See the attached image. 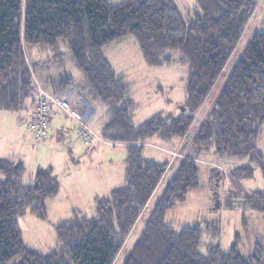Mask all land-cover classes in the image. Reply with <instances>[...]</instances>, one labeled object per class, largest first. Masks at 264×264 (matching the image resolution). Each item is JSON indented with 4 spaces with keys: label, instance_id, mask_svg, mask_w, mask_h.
<instances>
[{
    "label": "trees",
    "instance_id": "trees-1",
    "mask_svg": "<svg viewBox=\"0 0 264 264\" xmlns=\"http://www.w3.org/2000/svg\"><path fill=\"white\" fill-rule=\"evenodd\" d=\"M257 6V0H197L191 11L183 12L175 0L117 4L108 0H0V110H19L35 95L31 100L34 112L40 91L55 96L35 85L25 47L57 50L64 40L83 73L82 93L107 107L103 137L127 146L124 184L97 200L93 216L76 210L73 217L59 221L55 228L60 248L48 253L24 241L19 218L32 213L47 220V201L59 194L60 181L49 166L38 168L32 183H23L24 164L0 157V174L5 176L0 180V264H117L142 216L145 227L121 264H264L258 249L264 239L248 255L240 250L237 238L228 251L213 246L203 254L202 224L194 222L176 230L165 222L169 210L201 187L198 156L202 153L247 158L249 163L230 172L237 185L240 178L252 177L256 167L264 176V150L258 148L264 125V30L253 35L220 92L210 98ZM131 35L149 65H190L185 113L176 116L159 111L134 123L139 106L131 84L106 55L110 45ZM71 82L73 78H67L60 85ZM208 100L209 114L190 140L198 111ZM154 136L185 142L176 153V166L162 194L150 208V199L171 164L143 157L145 143ZM252 196L254 205L264 210V190Z\"/></svg>",
    "mask_w": 264,
    "mask_h": 264
},
{
    "label": "rangeland",
    "instance_id": "rangeland-1",
    "mask_svg": "<svg viewBox=\"0 0 264 264\" xmlns=\"http://www.w3.org/2000/svg\"><path fill=\"white\" fill-rule=\"evenodd\" d=\"M108 1L117 4L123 0ZM175 1L183 12L191 11L197 4V0ZM257 1L256 11L228 59L213 89L214 94L210 98L220 92L239 59L240 52L253 35L257 31L264 30V0ZM25 52L37 88L60 91L61 82H65L67 78H73L76 82L83 78V73L75 63L64 40L60 41L57 50L48 46L26 45ZM106 55L114 69L123 71L131 84L132 95L139 106L134 117L136 124L144 122L159 111H169L176 116L186 112L184 102L185 86L191 70L189 64L175 62L171 65H149L141 53L136 38L132 35L110 45L106 49ZM176 55H181V52L177 51ZM50 76L53 77V82L50 81ZM34 91L32 94L35 93ZM34 96L28 97L25 106L19 110H0V157L24 164L22 181L26 184L33 182L38 168L47 166L56 158L54 162L62 172L59 173L62 185L59 194L47 201L48 219L43 220L32 213L19 218L24 241L41 253H48L60 248V240L55 228L59 221L73 217L76 210L82 215L93 216L97 207L95 197L97 195L108 197L113 187L124 184V159L127 148L123 144L116 146L104 144L93 155L94 159L86 155V158L81 159L79 163H73L68 159L69 154L65 152L69 147L65 135V138L57 139L61 142L60 148L63 150L57 157L50 153L52 140L36 142L26 126L34 108L31 101ZM209 102L206 101L198 111L188 139L193 138L199 126L207 118L211 106ZM96 108L97 111L88 125L99 134L108 119V113L103 103H98ZM62 124L65 127L67 121L64 119ZM68 126L71 128L70 125ZM72 128H76L74 122ZM178 141L181 139L166 141L154 136L145 143L144 158L171 163L150 199L148 204L150 208L154 207L176 166V155L172 150ZM79 142L83 145L89 144L84 141ZM258 148L264 150V125ZM244 163H249L247 158L243 160L220 158L210 152L200 154L198 164L201 187L190 191L184 203L178 204L176 208L166 213L165 222L176 230L194 222L203 225L200 245L203 254H208L213 246H220L228 251L237 238L240 250L248 255L255 252L264 239V210L254 205L255 199L252 196L256 190H264V176L261 169L256 167L252 177L240 178L238 185L230 176L235 166ZM4 177L0 174V180ZM145 223V217H140L126 239L117 264L123 262L127 252L140 237ZM258 249L264 258V245Z\"/></svg>",
    "mask_w": 264,
    "mask_h": 264
},
{
    "label": "crops",
    "instance_id": "crops-1",
    "mask_svg": "<svg viewBox=\"0 0 264 264\" xmlns=\"http://www.w3.org/2000/svg\"><path fill=\"white\" fill-rule=\"evenodd\" d=\"M49 78H50V81H52V82L54 81L53 77L50 76ZM82 81H83V78L79 82H76L73 79V83L71 82L72 84L70 83L67 86L60 85V88H59L60 91H57V89H55L54 91H49V90H47V89H45L43 87H39V89H43V90L47 91L48 93L54 94L55 96H61V97H65V98L70 99V101H72V103H73V105L75 107V110H76L77 114L80 117H82L84 121L89 123L90 120L93 118V116L95 115V113L97 111L96 105L99 102L90 101L82 93V91L80 89V85H81L80 83H82ZM53 110H54L53 121L55 123V127H56L55 128V130H56L55 132L57 134L52 139L51 152L50 153L55 154L57 157L63 152V150L60 148L62 146L61 142H59L57 139H63V138H65V135H67V139H68V142H69V147H68L67 151H65V152L67 154H69L68 159L70 161H72L73 163H76V162L79 163L81 161V159H83L86 155L90 156L91 159H94L93 155L96 154V152L102 146H104V144H108L109 143V144H112L114 146H116L117 144H123L127 148L126 144H124V143H114V142L109 141V140H107V139H105L103 137L102 130H103V127H104L105 124L102 126L101 132L99 134L97 132H94L91 129L94 132V135H96V136H94V138H93L91 143L86 144L87 146L83 145L82 143L79 142V141H83V140L80 139V137L77 135L75 129L72 128L73 127V122L76 124V120L73 119V118H68L67 115L62 113L61 109L58 108L57 106H55ZM32 112H31V114H32ZM135 115H136V113H135ZM135 115H134V117H135ZM30 117H31V115H30ZM64 119L67 121V124H66L65 127H63L64 124L61 125V123L63 122ZM107 120H106V122H107ZM68 125H70L71 128ZM66 127H67V131L63 132ZM181 141H178V143L174 144V150H172L174 155H176L179 147L181 146V144H182ZM58 148H60V149H58ZM208 153H206V154H208ZM210 153H212L213 156H216L214 151H210ZM10 160H12V159H10ZM55 160H56V158L52 160L53 162H50L47 166H44V167H49V166L53 167L54 173L57 175V177H58V179L60 181V186H61L62 185V180H61V177H60L59 173H62V172H61V170H59V168L57 167L56 163L54 162ZM124 164H125V167H126L125 159H124ZM125 167H124V174H125ZM116 187H113L111 189V191L114 188H116ZM102 197H106V196L97 195L95 197L96 204H97V200L99 198H102Z\"/></svg>",
    "mask_w": 264,
    "mask_h": 264
},
{
    "label": "built area",
    "instance_id": "built-area-1",
    "mask_svg": "<svg viewBox=\"0 0 264 264\" xmlns=\"http://www.w3.org/2000/svg\"><path fill=\"white\" fill-rule=\"evenodd\" d=\"M38 103L33 112L32 119L27 123V127L32 133L36 142L43 143L52 140L56 136L55 123L53 121V105L59 106L65 115L70 114L76 120V133L86 143H91L94 132L88 123L80 117L70 99L61 96H52L40 91ZM66 130V128L64 129Z\"/></svg>",
    "mask_w": 264,
    "mask_h": 264
}]
</instances>
